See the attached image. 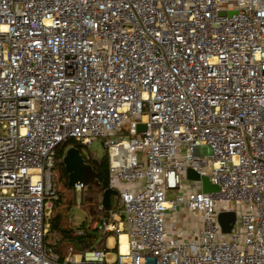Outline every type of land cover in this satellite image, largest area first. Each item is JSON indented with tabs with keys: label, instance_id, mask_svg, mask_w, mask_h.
Here are the masks:
<instances>
[{
	"label": "built area",
	"instance_id": "obj_1",
	"mask_svg": "<svg viewBox=\"0 0 264 264\" xmlns=\"http://www.w3.org/2000/svg\"><path fill=\"white\" fill-rule=\"evenodd\" d=\"M70 138L106 147L115 240L61 259L47 234ZM0 264H264V0H0Z\"/></svg>",
	"mask_w": 264,
	"mask_h": 264
},
{
	"label": "trees",
	"instance_id": "obj_2",
	"mask_svg": "<svg viewBox=\"0 0 264 264\" xmlns=\"http://www.w3.org/2000/svg\"><path fill=\"white\" fill-rule=\"evenodd\" d=\"M70 144L80 147L81 150L84 146L75 138H70L59 145L58 155L61 156ZM83 155L94 168L96 181L87 183V190L81 203L86 214L79 224H74L70 215L76 205V188L69 183V172L63 161L59 160L56 164L55 182L58 198L54 200L52 214L49 216L47 242L55 248L61 259L65 258L71 246L75 252L107 247L109 234L104 233L99 225L107 209H100L98 203L100 195L109 185V155L107 151L102 157Z\"/></svg>",
	"mask_w": 264,
	"mask_h": 264
},
{
	"label": "water",
	"instance_id": "obj_3",
	"mask_svg": "<svg viewBox=\"0 0 264 264\" xmlns=\"http://www.w3.org/2000/svg\"><path fill=\"white\" fill-rule=\"evenodd\" d=\"M232 11H230L231 13ZM146 127V124L140 122L138 124V130H142ZM85 160V157L82 153L80 147L76 145H70L66 148L65 153L63 155V163L66 169L69 172V183L71 185H75L78 181L82 180V162ZM187 175L189 178L201 180L202 181V190L207 192L217 191L219 190V185L213 183L210 177L207 174H201L196 169L190 167L187 170ZM117 194V190L112 187H107L103 191V203L109 208L112 205L111 197L112 195ZM236 217V212L233 210L221 211L219 213V221L222 225L224 231H230L233 226V222Z\"/></svg>",
	"mask_w": 264,
	"mask_h": 264
},
{
	"label": "rangeland",
	"instance_id": "obj_4",
	"mask_svg": "<svg viewBox=\"0 0 264 264\" xmlns=\"http://www.w3.org/2000/svg\"><path fill=\"white\" fill-rule=\"evenodd\" d=\"M140 134V133H139ZM106 147L102 141V139L98 138L95 139L90 146L88 145H84L82 148V152L83 154H91L92 156L95 157H102L105 153H106ZM82 168H83V172H82V180L86 183L91 182V181H96V173L94 168L92 167V165L84 160L82 162ZM87 190V187L81 190H75L76 192V205L72 208V212L70 213L71 215V219L73 220L74 224H79L81 222V220L85 217V210L83 209V207H81V203H82V199L84 197V194ZM177 191V190H169V195H174L173 193ZM78 199L81 200V203L79 204ZM113 201L116 199V195L112 196ZM54 202V201H53ZM227 206L232 207L233 209H229V210H233L235 211L237 209L238 202L237 201H232V202H228V203H223L220 204V208L223 209V211H228L227 210ZM52 207H53V203H52ZM52 207L50 209V213L49 216L52 214ZM236 212V211H235ZM237 218L235 217V220L233 222V224L236 222ZM233 227V226H232ZM108 243H111V239L110 237L108 238ZM120 241H121V236H120Z\"/></svg>",
	"mask_w": 264,
	"mask_h": 264
},
{
	"label": "crops",
	"instance_id": "obj_5",
	"mask_svg": "<svg viewBox=\"0 0 264 264\" xmlns=\"http://www.w3.org/2000/svg\"><path fill=\"white\" fill-rule=\"evenodd\" d=\"M113 196V195H112ZM111 201H113L111 197ZM169 219L170 220H176L180 225H183L187 227L190 230L196 229L201 225V217L199 214H192L188 210L182 211V212H176L173 209L169 210ZM111 243L114 242V238L110 237Z\"/></svg>",
	"mask_w": 264,
	"mask_h": 264
},
{
	"label": "bare ground",
	"instance_id": "obj_6",
	"mask_svg": "<svg viewBox=\"0 0 264 264\" xmlns=\"http://www.w3.org/2000/svg\"><path fill=\"white\" fill-rule=\"evenodd\" d=\"M121 249L122 251L127 250V236L125 233H122L121 235Z\"/></svg>",
	"mask_w": 264,
	"mask_h": 264
}]
</instances>
